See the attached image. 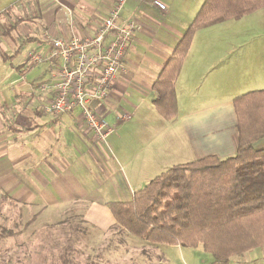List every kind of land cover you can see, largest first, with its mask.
<instances>
[{
	"label": "crops",
	"instance_id": "0c3cea01",
	"mask_svg": "<svg viewBox=\"0 0 264 264\" xmlns=\"http://www.w3.org/2000/svg\"><path fill=\"white\" fill-rule=\"evenodd\" d=\"M35 1L16 8L27 16L38 12L31 22L35 30L19 40V62L9 64L17 76L5 73L0 84V201L20 208L0 213V225L16 231L0 241V264H145L143 244L116 223L107 204L129 201L135 190L175 164L234 154L232 91L264 89V45L245 48L244 43L257 39L264 44V35L210 33L244 16L196 30L174 81L177 113L165 120L153 107L157 94L152 84L204 0H157L165 10L153 0H123L120 20L139 28L106 98L91 105L114 127L134 117L143 124L152 121L160 137L140 143L136 132L120 128L97 144L77 108L58 116L43 111L53 99L58 61L30 64L25 54L47 52L46 33L92 36L117 0ZM177 5L190 11L175 23L158 22L151 14L159 10L168 18ZM26 19L12 18L9 9L0 18L8 27H0V33L8 37ZM40 83L45 90L38 88ZM30 217L35 220L28 225Z\"/></svg>",
	"mask_w": 264,
	"mask_h": 264
},
{
	"label": "trees",
	"instance_id": "16d2710c",
	"mask_svg": "<svg viewBox=\"0 0 264 264\" xmlns=\"http://www.w3.org/2000/svg\"><path fill=\"white\" fill-rule=\"evenodd\" d=\"M263 6L264 0L203 1L152 84L157 94L153 107L163 119L177 113L174 81L194 32ZM232 102L234 154L175 164L135 190L129 201L109 202L120 227L151 243L201 246L219 263L264 245V145H258L264 139V89L235 96ZM34 220L30 217L27 224ZM15 232L0 225V241Z\"/></svg>",
	"mask_w": 264,
	"mask_h": 264
},
{
	"label": "built area",
	"instance_id": "2783aa9c",
	"mask_svg": "<svg viewBox=\"0 0 264 264\" xmlns=\"http://www.w3.org/2000/svg\"><path fill=\"white\" fill-rule=\"evenodd\" d=\"M123 0H117L92 36L59 38L44 35L48 50H29L25 56L30 64L55 59L53 99L43 107L46 114L58 116L77 108L87 129L97 144H104L115 127L108 124L92 107V100H103L111 82L121 68L122 60L134 32L139 28L133 22L120 20ZM153 4L165 10L157 0ZM38 88L46 89L40 83Z\"/></svg>",
	"mask_w": 264,
	"mask_h": 264
},
{
	"label": "rangeland",
	"instance_id": "374dc122",
	"mask_svg": "<svg viewBox=\"0 0 264 264\" xmlns=\"http://www.w3.org/2000/svg\"><path fill=\"white\" fill-rule=\"evenodd\" d=\"M176 3H187V0H175ZM200 0L199 2H201ZM35 0H0V18L4 17L10 9V16L12 18L23 17L25 20V24L19 27L11 28L9 31V36L4 37L0 33V84L3 83L2 77H5V73H12L11 75L17 76L16 73L13 72V69L9 66L10 62L16 64L21 59V55L23 49L20 48L19 40L24 37L26 34H34L35 28L32 27L33 20H35L38 12L35 10L30 16L25 14H20L18 10L16 11L17 6L23 5L24 3L32 5L35 3ZM200 4V3H198ZM191 9V12H194L198 8ZM143 8V6H142ZM188 7H177L173 10L170 17L164 15L159 10H153L151 12L152 16L159 22L165 20L166 22H176L178 19H181L184 13H188L190 10ZM185 9V10H184ZM193 10V11H192ZM15 12V14H14ZM168 20V21H167ZM164 21V22H165ZM0 27L6 29L8 27L7 21L5 24L0 22ZM212 34H230V33H238L244 35H253L260 36L264 35V7L242 17L240 20L229 21L223 26H216L213 30H211ZM255 39L253 42L244 43L246 45L245 48L249 46H256L257 49L261 48V45H264L263 42H259ZM6 43L9 44V47L6 46ZM254 49V48H248ZM241 50H244L243 48ZM233 56H236L233 54ZM221 65V63H220ZM9 67V68H8ZM211 73V72H210ZM208 73V74H210ZM211 76V75H210ZM207 82H200V85L204 86ZM12 88V86H10ZM251 88H246L244 86L238 87L234 92L235 96L243 94L252 90ZM222 95V93H221ZM223 96V95H222ZM112 122V121H111ZM111 126L113 124H110ZM124 126V127H123ZM123 129L126 132H136L137 137L140 143H143L145 140H151V138H159V128L155 125V123L147 122L141 123L138 121L137 117H134L133 120L123 123L122 125L115 126L113 132L118 131L119 129ZM112 132V133H113ZM137 140V141H138ZM154 141L157 142V139ZM18 210V206H11L9 203L4 201H0V213H8V211L15 212ZM2 215V214H1ZM9 215V214H7ZM4 219L0 218V222H3ZM13 220V218H12ZM15 220V219H14ZM13 220V221H14ZM131 235V234H130ZM134 240L140 241V247L142 246V251L140 252V257L145 260V264H264V245L255 247L249 251H246L241 254H237L232 256L227 263L215 262L213 257L205 252L201 246L197 247H181V246H170L166 244H156L153 246L151 242L146 241L138 236H132ZM4 241V240H3ZM1 241V243H3ZM0 249V256L2 255V250ZM159 260L163 262L160 263Z\"/></svg>",
	"mask_w": 264,
	"mask_h": 264
}]
</instances>
